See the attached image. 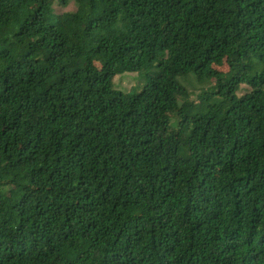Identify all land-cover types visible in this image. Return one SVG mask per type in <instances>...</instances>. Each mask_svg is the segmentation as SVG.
<instances>
[{"label":"trees","instance_id":"16d2710c","mask_svg":"<svg viewBox=\"0 0 264 264\" xmlns=\"http://www.w3.org/2000/svg\"><path fill=\"white\" fill-rule=\"evenodd\" d=\"M75 1L0 0V264H264V0Z\"/></svg>","mask_w":264,"mask_h":264},{"label":"rangeland","instance_id":"374dc122","mask_svg":"<svg viewBox=\"0 0 264 264\" xmlns=\"http://www.w3.org/2000/svg\"><path fill=\"white\" fill-rule=\"evenodd\" d=\"M52 1L56 14L75 12L77 10V4L75 0H70L67 7H63L62 5H60L59 0ZM95 63L98 67H100V61L98 59L95 61ZM217 68L222 71H228L229 69V67L225 63L219 64ZM113 83L116 89L124 93H138L143 89L145 85V79H143L141 74L139 73H125L117 75L114 78ZM183 84L186 86L187 92L190 95V101H193L195 103L199 102V95L202 93V91L206 88H209V86L202 87L203 85H199L194 79H188L187 81H184ZM241 88L242 89L239 92V96L245 94V92L249 90V87L246 85H242ZM176 120V118H173L174 122Z\"/></svg>","mask_w":264,"mask_h":264}]
</instances>
